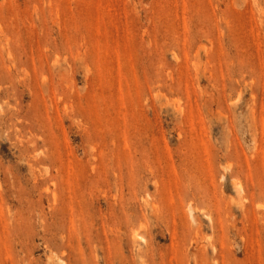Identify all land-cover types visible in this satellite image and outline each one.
<instances>
[{"label": "rangeland", "instance_id": "374dc122", "mask_svg": "<svg viewBox=\"0 0 264 264\" xmlns=\"http://www.w3.org/2000/svg\"><path fill=\"white\" fill-rule=\"evenodd\" d=\"M0 264H264V0H0Z\"/></svg>", "mask_w": 264, "mask_h": 264}, {"label": "bare ground", "instance_id": "6f19581e", "mask_svg": "<svg viewBox=\"0 0 264 264\" xmlns=\"http://www.w3.org/2000/svg\"><path fill=\"white\" fill-rule=\"evenodd\" d=\"M136 236H139L138 234H136ZM139 237H141L142 238V236H139Z\"/></svg>", "mask_w": 264, "mask_h": 264}]
</instances>
